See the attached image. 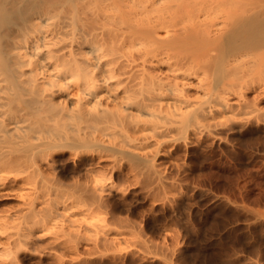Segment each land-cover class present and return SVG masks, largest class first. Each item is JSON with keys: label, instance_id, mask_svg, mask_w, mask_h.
<instances>
[{"label": "bare ground", "instance_id": "obj_1", "mask_svg": "<svg viewBox=\"0 0 264 264\" xmlns=\"http://www.w3.org/2000/svg\"><path fill=\"white\" fill-rule=\"evenodd\" d=\"M259 50L264 0H0V198L22 200L0 213V248L50 222L58 201L68 215L67 198L104 206L117 154L149 169L178 135L210 131L226 118L230 70ZM55 162L73 177L64 203L47 201ZM70 219L75 237L105 234Z\"/></svg>", "mask_w": 264, "mask_h": 264}, {"label": "rangeland", "instance_id": "obj_2", "mask_svg": "<svg viewBox=\"0 0 264 264\" xmlns=\"http://www.w3.org/2000/svg\"><path fill=\"white\" fill-rule=\"evenodd\" d=\"M257 54L254 65L240 64L244 71L230 70L229 81L240 88L233 87L237 95L229 94L226 118L208 122L210 131L178 135L177 141L161 146V154H150L151 169L142 160L131 162L127 154H117L114 183L104 192L109 203H95L100 209H86L78 198H67L66 186L73 177L60 171L67 169L65 163L62 167L55 162L57 180L53 178L47 201L63 197L64 203L67 198L70 207L76 205L73 217H90L97 225L105 224L107 231L90 236L83 228L86 234L75 237L79 233L72 235L67 227L68 203L61 204L62 211L59 201H53L59 208L56 216L43 226L37 224L14 250L0 248V264H264V50ZM65 155L71 164L70 154ZM21 201L0 198V213H8L6 207L13 203L21 206ZM38 202L37 208L46 205ZM88 223L80 221L91 228ZM5 238L0 235L1 241Z\"/></svg>", "mask_w": 264, "mask_h": 264}]
</instances>
